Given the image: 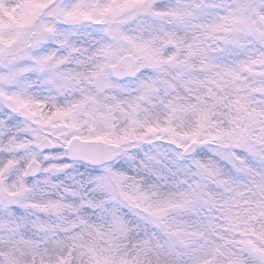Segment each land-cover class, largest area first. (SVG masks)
<instances>
[{
  "label": "snow or ice",
  "instance_id": "obj_1",
  "mask_svg": "<svg viewBox=\"0 0 264 264\" xmlns=\"http://www.w3.org/2000/svg\"><path fill=\"white\" fill-rule=\"evenodd\" d=\"M129 79L116 130L91 109ZM102 228L113 264H264V0H0V236L84 264Z\"/></svg>",
  "mask_w": 264,
  "mask_h": 264
},
{
  "label": "rangeland",
  "instance_id": "obj_2",
  "mask_svg": "<svg viewBox=\"0 0 264 264\" xmlns=\"http://www.w3.org/2000/svg\"><path fill=\"white\" fill-rule=\"evenodd\" d=\"M140 24L139 21L136 23H132L128 25V31L134 38H143L145 40L150 39V29L146 28L145 26L141 25L140 27H137V25ZM131 85V87H128V85ZM135 81H132L129 79L125 83V86L123 88L116 87L113 89H109L105 91L103 94V98L98 102V105L93 107L91 111L94 113L97 119H107L108 123L112 125L116 130H119L121 128H124L127 125V118L125 113L128 111L127 104L130 99L126 100L124 102L123 97H129L131 94H135ZM118 94H121V99H117ZM73 97V96H72ZM114 101V103H111V100ZM118 100H122V102H119ZM157 101H159L157 99ZM153 111V110H151ZM157 112V111H154ZM151 146L150 145H144V149L148 150ZM130 176L134 177L137 182H139L142 178H144V175H132ZM163 183V182H161ZM153 192H156L157 196L164 192H158L157 189L153 190ZM154 195V193H153ZM29 236L32 238L29 239L28 236L21 237L19 235H15L12 237H9L8 235L0 236V244H15V247H10V253H13V249L17 248L18 251L20 249V244L24 243L23 248L28 247L34 252V256L37 254V252L34 251L33 246V240H39L40 236L39 234H32L29 233ZM98 236L105 240L107 244L103 245L102 247H98L99 249H91L92 254L94 255L96 261L94 264H113L112 258L117 256L118 254L126 255L128 252L132 251V249H127L128 246V239L127 238H121L117 234L114 233V230L112 229H105L98 232ZM36 237V238H35ZM125 241V242H124ZM181 242L187 243L188 241L184 238H181ZM136 242L133 241L132 244H135ZM21 251V250H20ZM16 264H22L16 262ZM92 264V263H91ZM134 264V263H133Z\"/></svg>",
  "mask_w": 264,
  "mask_h": 264
},
{
  "label": "trees",
  "instance_id": "obj_3",
  "mask_svg": "<svg viewBox=\"0 0 264 264\" xmlns=\"http://www.w3.org/2000/svg\"><path fill=\"white\" fill-rule=\"evenodd\" d=\"M151 31H149L150 33H148L151 36L155 35V32L150 29ZM192 31H194V29H192ZM135 97V94H131V96L129 97H123L124 99V102L128 99L132 100L133 98ZM75 98L74 96L72 97L71 95L69 96V99H73ZM117 99H121V94H118V97ZM111 100V98H110ZM129 100V101H130ZM119 102H122V100H118ZM111 103H114L113 100H111ZM115 104V103H114ZM149 108H151V110H153L152 112L154 111H157V112H160L162 111V106L160 105V102L159 101H155L154 104H150L148 106ZM156 113V112H154ZM129 174H132V175H144L142 172L141 173H137V171H133V172H130ZM144 178H146V176L144 175ZM158 192H164V191H168L167 188L164 187V184L160 182V188L157 189ZM154 195H157L156 192H153ZM105 229L107 228H102V230L105 231ZM36 235V234H34ZM28 236L29 237V234L23 236V237H26ZM36 238V237H35ZM125 242V241H124ZM133 241H130L128 239V245L130 243H132ZM84 243L86 244V247L83 249V254H84V264H94V262L96 261L94 255L92 254V250L93 249H99L98 247H102L103 245L107 244V242L103 239H101L99 236H98V232H95V233H89V234H86L84 236ZM23 245L24 243L20 244V249L18 251L17 248H14L13 249V253L14 255L17 256V261L18 263H22V264H32V261L31 259H25L26 257H33L34 256V252L29 249L28 247L26 248H23ZM34 246V244H33ZM10 247L13 248L15 247V244H11V243H8V251H10ZM35 247V246H34ZM92 249V250H91ZM127 249H131L127 246ZM21 250V251H20ZM39 254L37 253L35 256H38ZM155 255V254H153ZM139 260H140V264H147V261H146V258L145 256L141 255L139 257ZM133 263L135 264V262L133 261ZM152 264H155V260L152 261Z\"/></svg>",
  "mask_w": 264,
  "mask_h": 264
}]
</instances>
